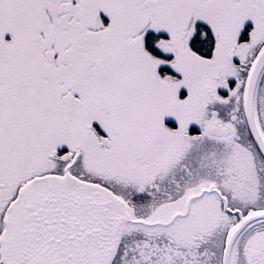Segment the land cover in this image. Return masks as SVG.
I'll return each instance as SVG.
<instances>
[{"label":"snow or ice","instance_id":"obj_1","mask_svg":"<svg viewBox=\"0 0 264 264\" xmlns=\"http://www.w3.org/2000/svg\"><path fill=\"white\" fill-rule=\"evenodd\" d=\"M0 264H264V0H0Z\"/></svg>","mask_w":264,"mask_h":264}]
</instances>
